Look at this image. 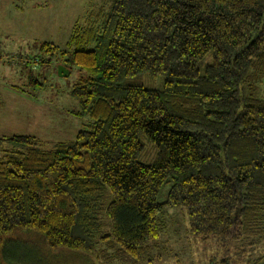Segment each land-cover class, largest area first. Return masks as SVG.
<instances>
[{"label": "trees", "instance_id": "1", "mask_svg": "<svg viewBox=\"0 0 264 264\" xmlns=\"http://www.w3.org/2000/svg\"><path fill=\"white\" fill-rule=\"evenodd\" d=\"M102 1L107 12L73 26L71 57L44 42L49 58L34 59L80 69L71 95L90 122L50 149L0 137V264H15L20 240L103 264L112 239L138 259L166 207L183 208L189 232L216 250L234 248L209 264H264V0ZM144 73L163 75V88L124 83ZM28 85L42 84L29 73ZM141 134L153 163L138 160Z\"/></svg>", "mask_w": 264, "mask_h": 264}, {"label": "rangeland", "instance_id": "2", "mask_svg": "<svg viewBox=\"0 0 264 264\" xmlns=\"http://www.w3.org/2000/svg\"><path fill=\"white\" fill-rule=\"evenodd\" d=\"M100 8L107 12L109 5L102 0H0V57L4 60H0V137L34 136L42 149H50L58 142L74 140L90 122L87 115L80 114V104L71 95L72 86L81 76L80 69L64 62L61 55H54L50 65L35 64L34 59L46 61L49 58V52L41 50L44 42L65 51L64 58L71 57L73 49L68 47V41L73 26L78 21L84 24L88 14ZM86 47L93 49L94 45ZM21 55L22 63L18 62ZM210 62L211 55H208L204 64ZM61 66L68 75L66 71V76L60 75ZM29 73L42 85L29 86ZM164 82L163 75L153 77L144 73L124 83H139L148 89L161 90ZM260 93L264 95V86ZM140 140L144 149L138 160L153 163L156 147L146 134H141ZM172 184L169 180L162 186L159 202L166 201ZM160 218L163 226L160 239L145 248L138 259L131 258L112 239H107L101 245L106 253L101 258L103 264H209L214 256L222 260L235 253L233 247H228L229 251H218L212 242L192 235L187 214L181 207H166ZM17 243L9 251L10 258L15 257V264L101 262L79 251L51 250L38 241ZM254 246L257 251L261 244L256 242ZM249 259L254 260L255 255Z\"/></svg>", "mask_w": 264, "mask_h": 264}, {"label": "water", "instance_id": "3", "mask_svg": "<svg viewBox=\"0 0 264 264\" xmlns=\"http://www.w3.org/2000/svg\"><path fill=\"white\" fill-rule=\"evenodd\" d=\"M60 68H61V69H60L59 73H60L61 76H66V75H68V72H67V70H66L64 67L61 66ZM65 71H66V73H67L66 75H64V72H65Z\"/></svg>", "mask_w": 264, "mask_h": 264}]
</instances>
